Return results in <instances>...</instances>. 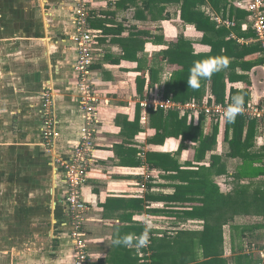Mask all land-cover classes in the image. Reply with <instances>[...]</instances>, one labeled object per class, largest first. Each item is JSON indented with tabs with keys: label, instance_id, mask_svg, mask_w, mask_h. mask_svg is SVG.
Returning <instances> with one entry per match:
<instances>
[{
	"label": "crops",
	"instance_id": "1",
	"mask_svg": "<svg viewBox=\"0 0 264 264\" xmlns=\"http://www.w3.org/2000/svg\"><path fill=\"white\" fill-rule=\"evenodd\" d=\"M88 1L89 24L100 30L92 43L93 82L100 97L99 123L93 163L82 189L89 206L86 232L93 264H115L135 253V239L132 246L114 245L112 241L117 237H136L135 226L143 227L144 232L146 217L170 226L197 224L196 228L176 230L150 228L159 236L188 232L198 240L205 221L221 227V256L227 264H234L235 254H252L256 246L253 241L264 230L261 226L264 209L258 203L264 193V173L253 177L239 175L244 158L231 155L229 144H239L240 150L244 144H250L247 150L255 155L252 165L264 168V121L244 118L240 141L231 142L233 131L240 128L238 122L226 123L224 119L218 124L202 115L196 123L187 117L194 125L200 123L205 134L211 132L213 125L218 127L214 145L199 161L195 160L198 142L181 141L180 137L153 142L156 129L150 124L149 111L147 120H141L139 103L151 94H162L159 89L147 87L146 59L165 49L179 35L192 43L195 53L208 52L210 46L202 43V31L181 19L179 4L164 5L163 10L154 4L152 14L146 10V0ZM194 1L197 10L225 28L226 38L240 44L256 43L251 16L244 8L247 0ZM72 19V0H0V204L5 211L8 200L14 196L13 214L17 223H27L29 232H47L51 257L55 259L52 263L56 264H63L66 259L72 263L62 203L65 184L62 171L41 146L39 110L41 92L50 87L56 117L54 153L68 156L82 123L72 67L76 50L68 39L73 31ZM247 33L250 35L245 36ZM157 35L162 36L163 42L153 41ZM128 41L129 54L135 56L131 59L124 57ZM256 47L244 55L243 61H260L248 70L236 68L246 78L227 82L223 102H230V88L246 90L244 104L263 98L264 60L258 44ZM139 76L144 78L141 92L137 88ZM206 94L214 96L208 82L202 98ZM147 152H169L181 171L191 169L194 171L191 178L201 177L205 181L206 194L194 195L205 197L199 202L200 206L206 205L203 217L147 213L146 194H172L173 185L184 186L187 178L183 174L185 181L180 180L177 172L174 179L167 178L165 171L148 167ZM213 156L221 160H214ZM147 184H151L150 189ZM179 203L175 207L177 212L188 211L195 205ZM166 204L151 201L150 207L162 208ZM41 217L46 222H40ZM260 251H257L259 258Z\"/></svg>",
	"mask_w": 264,
	"mask_h": 264
},
{
	"label": "trees",
	"instance_id": "2",
	"mask_svg": "<svg viewBox=\"0 0 264 264\" xmlns=\"http://www.w3.org/2000/svg\"><path fill=\"white\" fill-rule=\"evenodd\" d=\"M154 4H159L158 7L161 10L164 9V5L179 4L181 19L193 24L196 29L202 31V43L210 46L208 52L195 53L192 43L184 39L182 35H179L174 40L169 41L165 49L156 52L151 58L146 59L147 87L152 90L154 88L159 89V93L164 97L178 102H184L191 98L199 100L202 98L208 82L215 99L223 102L227 82L244 80L246 78L245 75L238 74L236 68L240 67L242 70H248L260 61V59H257L255 62L243 61L244 55L256 50L257 43L240 44L232 38H226L228 32L225 28L217 26L207 15L197 10V2L194 0H146V10H149L152 14L154 12ZM152 16L154 17V15ZM148 34L146 32V35ZM153 41H156V43L163 42L162 36H155V40ZM129 46L131 45H129L128 41L127 47L123 48L124 57L131 59L135 56L129 54V50L131 49H129ZM215 57H227L230 62L226 68L214 73L210 79L201 80L198 89L188 87L187 81L192 65L196 62ZM163 65L168 67L167 70ZM166 74L167 77H165ZM162 75H164L163 78ZM136 80L138 92H141L144 78L143 76H139ZM235 93L243 94L244 102L246 101V90L230 88V99ZM148 111L150 124L156 129V135L151 139L153 142H163L167 137H180L181 141L190 140L191 142H198V146L195 147V160L197 159L198 161L203 158L206 151L215 143L217 125H213L211 132L205 134L201 124L194 125L193 122L187 119L186 115L180 116L176 111L164 113L160 108L156 110L149 109ZM235 121L239 123L240 128L237 131H233L231 142L240 141L242 124H244L245 119L242 115H237ZM229 145L232 148V151H230L231 155L238 154L244 158V165L239 169V175L253 177L264 173L263 167L252 165L251 160H253L255 155L250 154L247 150L250 144H244L241 150L239 149L241 147L239 144ZM213 157L215 158L214 160H221L219 156ZM146 164L150 168H158L165 171L166 174L164 176L167 178L174 179L175 172H177L178 175L180 174L179 178H182L180 180L185 181V177L182 175H187L186 184L184 186L182 184L173 185L174 192L172 194H146L147 213L154 216L159 214L183 215L184 217L204 216L203 212L205 213L206 210V201L204 202V207L200 206L199 202H203L205 197H194V195L200 196L207 192L205 188L206 183H204L205 181L201 177L199 179L191 178L192 172H194L191 169L181 171V167L178 165L175 157L169 152H147ZM187 164L191 165L188 162ZM150 187L151 184H147V188L150 189ZM260 195L262 196L258 203L264 209V193ZM151 201H164L167 204L162 208H153L150 207ZM179 202H194L195 205L188 211L177 212L175 207ZM261 226L264 228V223H261ZM133 231L136 237H138L143 233V227L135 226ZM149 235L151 242L146 252L150 251V253L146 255L145 260H142L139 256V250L136 248L135 253L127 258L123 257L119 259L118 263L115 264H227V260L221 256L223 252L221 250L223 242L221 227L220 229L216 228L213 224H209L208 221H205L203 231L199 235L198 240H194L188 232H177L172 235L164 233L162 236H156L155 230L150 229ZM233 250L235 248H232ZM233 262L234 264H264V259L258 256L254 258L249 253H238L234 255Z\"/></svg>",
	"mask_w": 264,
	"mask_h": 264
},
{
	"label": "built area",
	"instance_id": "3",
	"mask_svg": "<svg viewBox=\"0 0 264 264\" xmlns=\"http://www.w3.org/2000/svg\"><path fill=\"white\" fill-rule=\"evenodd\" d=\"M73 31L68 39L75 45L76 56L73 72L76 76L77 104L81 113L82 123L78 132L77 142L68 156L54 153L56 139V117L54 112V95L50 87L41 92L40 104V138L45 153L52 157L53 164L63 173L65 194L62 199L64 212L67 216L68 238L70 242L71 264H93L88 252L86 232L87 211L89 206L83 198V186L87 181L93 163V152L96 145V133L99 123L100 97L93 82V40L100 30L93 29L89 24L90 6L88 0H72ZM244 8L251 16V28L254 41L259 45V54L264 60V0H247ZM231 24V22H226ZM230 102H218L211 94L202 99H191L184 102L173 101L162 95H150L140 101L141 120H147L149 109L160 108L165 111H176L180 116L186 115L198 123L203 115L215 123L225 118V110ZM247 120L264 121V96L259 101L244 104L242 114ZM148 177V176H147ZM149 235V244H150ZM138 248L142 260L149 254L148 246ZM264 259V249L259 252Z\"/></svg>",
	"mask_w": 264,
	"mask_h": 264
},
{
	"label": "rangeland",
	"instance_id": "4",
	"mask_svg": "<svg viewBox=\"0 0 264 264\" xmlns=\"http://www.w3.org/2000/svg\"><path fill=\"white\" fill-rule=\"evenodd\" d=\"M13 198L14 196L8 200L5 211L0 204V264H56L55 262L52 263L55 259L51 257L50 236L47 235V232L44 231L37 234L36 232H29L26 226L27 223H23L24 225L17 223V217L13 214ZM40 219V222H46L44 218L42 219L41 217ZM196 225V223H187V225L183 226H170V223H165L164 221L155 222L146 217V227L148 228H156L158 226L161 229L170 228V230H176L178 227L196 228ZM260 235V237H256L255 241H253V244L256 246L251 256L254 258L258 255L257 251L264 249V230ZM156 236L159 235L156 233ZM120 248L123 250L121 246ZM66 260L63 264H70V259Z\"/></svg>",
	"mask_w": 264,
	"mask_h": 264
},
{
	"label": "clouds",
	"instance_id": "5",
	"mask_svg": "<svg viewBox=\"0 0 264 264\" xmlns=\"http://www.w3.org/2000/svg\"><path fill=\"white\" fill-rule=\"evenodd\" d=\"M230 60L227 57L209 58L204 61L196 62L190 68V76L187 81L188 87L198 89L201 80L210 79L211 76L219 71H222L229 64ZM244 111V97L243 94L233 95L230 99L229 105L226 107L224 118L226 123H233L237 115ZM150 228L146 227L144 232L138 237L124 236L113 239L114 245L132 246L133 239H135V247H146L149 244Z\"/></svg>",
	"mask_w": 264,
	"mask_h": 264
}]
</instances>
